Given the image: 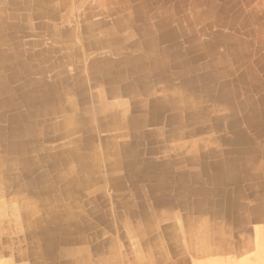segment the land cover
Here are the masks:
<instances>
[{"label": "crops", "instance_id": "0c3cea01", "mask_svg": "<svg viewBox=\"0 0 264 264\" xmlns=\"http://www.w3.org/2000/svg\"><path fill=\"white\" fill-rule=\"evenodd\" d=\"M63 1L0 0V264H264V74L256 72L262 86L249 88L247 73L231 57L225 59V72L224 65L202 67L208 52L202 39L191 32L192 26L171 21L176 40L172 46L182 48L176 53L185 79L171 76L170 90L161 92L167 98L178 95L180 104L156 108L152 87H131L132 75L115 76L109 70L112 63L106 66V60H121L122 39L97 37L96 45L87 46L84 15L95 10L90 0ZM123 1L131 6L111 4L107 14L94 21L103 19L111 26L127 10L137 36L170 30L166 25L159 28L154 20L158 10L153 0ZM213 1L178 0V7L210 13L216 10ZM76 7L81 19L71 25ZM134 8L141 17H135ZM60 11L66 14L63 20ZM142 38L135 58L153 62L152 50L164 52L167 42L162 41L167 40ZM231 38L234 45L240 44L239 38ZM97 61L101 77L96 80L104 83L89 85ZM117 71L124 69L119 66ZM209 71L218 72L216 83L235 85V102L221 97L220 87L207 88L201 80L184 84ZM77 73L87 78V87L72 91L61 85V96H51L47 80L61 77L72 83ZM154 75L148 74L150 83L159 80ZM40 78L47 80L42 84ZM101 86L104 103L117 114L124 110V118L113 123L95 119L91 128L81 126L82 133L70 139L57 134L54 126L64 114H72L71 101L81 98L75 95L91 96ZM44 93L49 97H42ZM133 95L148 102L135 116L140 118L137 125L131 121ZM78 101L79 110L85 111L84 101ZM21 143L24 149H14ZM233 174L240 176L239 190L228 199ZM26 206L35 209L27 211ZM49 227H60L65 243L47 242Z\"/></svg>", "mask_w": 264, "mask_h": 264}, {"label": "bare ground", "instance_id": "6f19581e", "mask_svg": "<svg viewBox=\"0 0 264 264\" xmlns=\"http://www.w3.org/2000/svg\"><path fill=\"white\" fill-rule=\"evenodd\" d=\"M65 2V0L63 1V3ZM74 3V2H73ZM74 5V4H73ZM80 5V4H79ZM81 6V5H80ZM62 8V7H61ZM80 8V7H79ZM127 10H123L122 11V15L117 18V20H115V23L112 24L110 26V24H107L106 22L102 21V20H99V21H94L92 20V16H99L97 12L99 11H95V10H91L88 14V17H90V20L88 23L85 24V27L87 29V33L89 34V40L87 42H90L88 43V47H91V46H94L96 45V41L94 42L93 40H97L96 38L97 37H101L102 39H106V40H113V39H122V49H120L119 51H123L122 53V58L119 62H114L112 60H106L107 62L106 63V66L111 62V68H109V70H111L115 76L117 75H129L131 76L132 75V79H131V82L129 81V86L131 87H137V86H142V87H152V91L153 93L156 94V99L153 100V106H155L156 108H162L163 106H167V105H172V106H178L181 102L180 98L178 95H171L170 98H167L163 93H161L162 91L164 90H170L169 87L173 85L172 82H170L168 79L171 78V76H176V75H180L182 76L184 79H185V76L183 75L184 73V70H183V67H180L178 64L177 65H174V66H170L171 62H174L176 63L175 60V57L178 56V53L176 52H172V49H173V46H172V43L175 42L176 40L175 39V35L173 32H171L170 30L169 31H166V30H163V32H159L157 33V30L155 31V33H148V35L146 36V32H142V35L143 36H137V32L136 31V28L133 27V25L130 24V21L131 19L128 17V13L126 12ZM61 14H59V19H64L65 18V13L61 12ZM87 24L89 25L87 27ZM136 25V24H135ZM49 29V28H48ZM47 29V30H48ZM142 30H145V29H142ZM82 32V30H81ZM47 33V32H46ZM65 34V33H64ZM66 35V34H65ZM68 35V34H67ZM84 35V34H83ZM82 35V36H83ZM50 36V35H49ZM61 36V35H60ZM69 36V35H68ZM81 36V35H80ZM70 37V36H69ZM143 37L142 39H145L144 41L142 42H147V40H152V42H156V41H162V39H165L167 41H162V42H167V45H164V52H166V49L169 51H171L170 53L173 54V56L171 57V59L167 60L166 57H164L165 55L162 54L164 53L162 48L159 49V52L154 48L152 51H153V55L154 57L152 58L153 59V62L149 61L148 63H144L143 61V58L141 57H137L135 58V56L138 54V51L136 49L137 47V42H139V38ZM168 37L170 40H168ZM84 38V37H83ZM66 39V38H65ZM141 39V40H142ZM140 40V41H141ZM114 41V40H113ZM86 42V41H85ZM84 43V42H83ZM148 45V44H146ZM48 46V45H47ZM51 46V45H50ZM86 47V46H85ZM101 47V46H100ZM10 49V48H9ZM76 49V48H75ZM83 49V47H82ZM3 50V49H2ZM78 50V49H77ZM76 50V51H77ZM50 52V51H49ZM193 52V51H192ZM194 53V52H193ZM191 53V54H193ZM254 51H250L248 54L250 57L254 56ZM74 54V53H73ZM83 54V53H82ZM162 54V55H161ZM65 55V53H64ZM162 57H161V56ZM175 55V56H174ZM71 57V56H69ZM195 57V55L193 56ZM75 58V57H74ZM143 60V61H142ZM151 60V59H150ZM212 61H210L209 63H212ZM60 61L57 62V66L60 67V69L64 72H67V69H66V66L64 67H61L59 65ZM67 63V62H66ZM96 63L95 65H93L94 69H95V72L97 74H93V76L91 77V81H90V84H103L104 83V79H103V82L101 80H96L99 76H100V71H101V68L97 66L98 64V61L97 62H94ZM56 64V63H55ZM102 64V63H100ZM203 64V63H202ZM78 65V64H77ZM121 66L124 71L123 73L117 71L118 67ZM52 67V66H51ZM53 68V67H52ZM74 68V67H73ZM107 69V68H106ZM249 69V68H248ZM60 70V72H61ZM223 72L224 71V68L222 69ZM1 72V71H0ZM62 73V72H61ZM81 73V72H80ZM151 73V74H155L157 77H158V81L157 82H154V83H150V80H148V74ZM215 73L217 74L218 72L216 71H209L205 74H200V77H196V76H193V78H187V79H192V81H187L185 80L184 81V84L185 85H193L194 83H197L195 82L196 79L201 80L200 84L205 86L208 88V87H214V86H217V87H220V89L223 91L222 94L220 95L221 97L229 100L230 102H235L236 98H234L235 96V93L232 92V87L235 86L234 84L232 85L231 82H224V83H216L215 82ZM154 75V76H155ZM101 77V76H100ZM78 78H80L78 80ZM82 77V74H75L74 78H73V81L72 83L70 82H67L65 79L61 78V77H58L57 79L55 80H52L53 82H49V80L45 79V78H40L38 81H41V83L43 84L45 80H47V85L48 87L51 89L52 93H51V96H55L59 95L58 96H61V85H65L67 86L68 88H70V90H74L76 91L77 89H80V87H83V86H86L88 85V82L86 81L87 78H83ZM37 79V78H36ZM45 79V80H44ZM179 79V78H178ZM217 79V78H216ZM34 80L31 79L29 80V83L32 84L34 83L33 82ZM37 81V82H38ZM107 81V80H106ZM180 81V80H179ZM182 81V80H181ZM36 82V83H37ZM180 83V82H179ZM29 84V85H30ZM175 84V83H174ZM9 85V84H8ZM20 85V84H18ZM28 85V86H29ZM46 85V84H45ZM96 85V86H97ZM175 87V86H174ZM15 88V87H14ZM102 86L96 90L95 94H92L91 96H85V94L81 93V92H78L75 96H79L81 97L80 99H82L84 101V103L86 104V108H85V111H80L79 108H78V104L77 102H79L78 100L80 99H74V101L72 100L71 101V108H72V114L71 115H67V114H64L63 118H62V122H57V125L54 126L55 129H56V133L57 134H63V136H65V138H71L73 137L74 135H78L77 133L78 132H81L79 128H81V126H87L88 128H91L92 127V123L95 119H98V118H106L110 121H119L121 119H123L124 115H123V112L124 110H122L120 112V114L116 113L115 109L111 106L106 105V103H104V97H103V94L101 93L102 91ZM172 88V87H171ZM176 88V87H175ZM6 89V87H5ZM91 89V88H90ZM21 90V89H20ZM17 91V90H16ZM226 91V92H225ZM9 92V91H8ZM14 92V91H13ZM12 93V92H11ZM73 93V92H72ZM137 93V92H135ZM145 93V92H144ZM42 94L39 93V95ZM71 94V93H70ZM154 94V95H155ZM177 94V93H176ZM180 94V93H179ZM199 94V93H198ZM10 95V94H9ZM17 95V94H16ZM28 95H30L32 98L31 100L34 101L35 100V95H33L31 92L28 93ZM68 95V94H67ZM191 95V94H190ZM188 95V96H190ZM234 95V96H233ZM193 96V95H192ZM10 97V96H9ZM14 97V96H13ZM12 97V98H13ZM45 99L49 97V94L47 93H44L43 96ZM197 98V97H196ZM195 98V99H196ZM10 99V98H9ZM117 99V98H116ZM186 99V98H185ZM199 99V98H197ZM201 99V98H200ZM238 99V98H237ZM20 100V99H19ZM130 101H134V112H135V115H132L131 116V121L137 125V123L139 122L138 120H140L139 117H135L138 113H141L143 112V109L146 107V102L144 101V99H142L141 97L139 96H136V95H133L131 99H129ZM10 101V100H9ZM184 101V100H183ZM187 101V100H185ZM195 101V100H194ZM201 102V101H199ZM37 103V101H36ZM97 104V107H93L91 106V104ZM183 104V103H182ZM243 104L245 105H251V104H248V103H245L243 101ZM62 105V104H61ZM122 105V104H121ZM130 105V104H129ZM132 105V104H131ZM199 105V104H198ZM16 106V105H15ZM183 106V105H182ZM185 106V105H184ZM196 106V105H195ZM202 106V105H201ZM13 107V105H12ZM19 107V106H18ZM16 107V109L18 108ZM155 107H152V108H155ZM187 107V106H186ZM14 108V107H13ZM169 108V106H168ZM197 108V107H196ZM246 108V107H245ZM8 109V108H7ZM15 109V108H14ZM21 109V108H20ZM128 109V108H127ZM172 109V108H171ZM184 109V108H183ZM19 110V109H18ZM117 110V109H116ZM149 110V109H148ZM159 111V109H157ZM241 110V109H240ZM251 111V109H249ZM4 111V110H3ZM8 111V110H6ZM11 111V110H10ZM17 111V110H16ZM59 112H62L63 113V110L62 109H58ZM211 111V110H210ZM235 111V109H234ZM253 111V110H252ZM25 112V111H24ZM23 112V114H24ZM183 112V110H182ZM198 112V111H197ZM196 112V113H197ZM203 112V111H202ZM237 112V111H236ZM65 113V112H64ZM82 113L84 114V116H82ZM125 113V112H124ZM195 113V114H196ZM154 114V113H153ZM203 114V113H202ZM152 115V114H151ZM175 115V114H174ZM20 116V115H19ZM155 116H158V114L156 113ZM187 116V115H186ZM185 116V118H186ZM5 117V116H4ZM194 117V116H193ZM192 117V118H193ZM205 117V116H204ZM223 117V116H221ZM225 117V116H224ZM251 117V116H250ZM249 117V118H250ZM19 118H22V117H19ZM161 118V116H160ZM176 118V117H175ZM197 118V117H195ZM226 118V117H225ZM252 118V117H251ZM3 119V118H2ZM116 119V120H115ZM159 119V118H158ZM223 119V118H222ZM186 120V119H185ZM197 120V119H196ZM105 121V120H104ZM113 121L111 123H113ZM127 121V120H126ZM195 121V120H194ZM2 122H5V121H2ZM22 122V121H21ZM181 122V121H179ZM196 122V121H195ZM203 122V121H202ZM19 123V122H18ZM96 124V122H95ZM24 126V125H23ZM97 126V125H96ZM20 127V126H19ZM105 127V126H104ZM139 127V126H138ZM177 127V125H176ZM179 127V126H178ZM16 128V127H15ZM5 129V128H4ZM183 129V128H182ZM17 130V129H16ZM94 130V129H92ZM145 130V129H144ZM179 130V129H178ZM1 131V130H0ZM42 131V130H40ZM86 132V131H85ZM156 132V131H155ZM27 133V131H26ZM82 133V132H81ZM97 133V132H96ZM104 133V132H103ZM149 133V132H148ZM28 134V133H27ZM40 134V133H39ZM23 135V134H22ZM81 135V134H80ZM18 136V135H17ZM84 136V135H83ZM113 136V135H112ZM84 138V137H83ZM82 139V138H81ZM86 139V138H85ZM70 141V140H69ZM108 141V140H106ZM3 142V141H2ZM53 142V141H52ZM80 142V141H79ZM78 142V143H79ZM202 142V141H201ZM73 143V142H72ZM74 144V143H73ZM81 144V143H80ZM204 144V143H203ZM104 145V144H103ZM201 145V144H200ZM202 146V145H201ZM14 149H24L26 147V144L25 143H21V144H14L13 145ZM68 147V146H67ZM74 147V146H73ZM72 147V148H73ZM106 147V146H105ZM204 147V146H203ZM69 148V147H68ZM101 150V149H100ZM189 151V150H188ZM29 153V152H28ZM179 153V152H178ZM177 153V154H178ZM184 153V152H183ZM96 154V153H94ZM195 154V153H194ZM176 155V154H175ZM179 155V154H178ZM60 156V155H59ZM99 157V156H98ZM116 159V158H115ZM200 159V158H199ZM238 159H240L238 157ZM132 160V159H131ZM205 161V160H203ZM217 161V160H216ZM208 162V160H207ZM204 164V163H202ZM112 165V164H111ZM130 165V164H129ZM208 165V163H207ZM219 165V163L217 164ZM219 167V166H218ZM201 168V167H200ZM211 168V167H210ZM223 168V167H222ZM208 169V168H207ZM214 169V168H213ZM112 170V169H111ZM201 170V169H200ZM199 170V171H200ZM202 171V170H201ZM220 175V174H219ZM225 176V175H224ZM231 177V175H230ZM4 178V177H3ZM212 178V177H211ZM210 179V178H209ZM208 179V180H209ZM232 182H233V189L230 190V192L227 194V198L228 199H231L233 198L236 193L238 192L239 188L237 187V185L239 184V180H240V176H237L236 174H233L232 176ZM220 182H223L222 179H219ZM230 181V180H229ZM200 182V181H199ZM4 183V182H3ZM16 184H18V182L16 181L15 182ZM223 184V183H221ZM215 185V184H214ZM195 187V186H194ZM205 187V186H204ZM199 188V187H198ZM206 188V187H205ZM212 188V187H211ZM196 189V187H195ZM197 190V189H196ZM201 190V189H200ZM193 191V190H192ZM197 192V191H196ZM199 192V190H198ZM206 192V191H204ZM223 190H219V193H222ZM200 193V192H199ZM208 193V192H207ZM206 193V194H207ZM195 194V193H194ZM213 194V193H212ZM201 195V194H200ZM3 197V196H2ZM1 197V198H2ZM1 198H0V203H1ZM185 198V197H184ZM187 198V197H186ZM221 199V198H220ZM182 200V199H181ZM3 203V202H2ZM185 203V202H184ZM204 203H205V200H204ZM203 203V204H204ZM5 204V203H3ZM202 204V206H203ZM2 206V204H0ZM182 206V205H181ZM191 207V205H189ZM200 206V205H199ZM19 207V206H18ZM26 207H29L27 209V211H33L35 209L34 206H26ZM201 207V206H200ZM217 207V206H216ZM15 205L13 206V211L15 213H18L17 209H15ZM200 209V208H199ZM202 209V208H201ZM206 211V210H205ZM224 211V210H223ZM208 213V212H207ZM211 214V213H210ZM71 218V217H69ZM69 221L71 219H68ZM188 220V219H186ZM198 220V219H197ZM202 220V219H201ZM73 221V220H71ZM189 223V222H188ZM138 228V227H137ZM181 228V227H180ZM48 233L51 234V236H48L47 238V242L48 240L54 245L55 242H56V246L59 245L62 242L65 243V241L67 240V238H64V237H60L61 234H59V231H60V227L57 228V230L54 228V227H49L48 228ZM181 230V229H180ZM187 230V229H186ZM55 231H58L57 233ZM146 232V231H145ZM182 233V232H181ZM186 233V231H185ZM208 232H206L207 234ZM59 234V235H58ZM205 234V235H206ZM142 235V234H141ZM193 235V234H192ZM186 236V235H185ZM135 237V236H134ZM209 237V236H208ZM191 238V237H190ZM209 239V238H208ZM216 239V238H215ZM69 240V239H68ZM187 240V239H186ZM191 240V239H190ZM190 240L189 243H190ZM195 241V239H194ZM208 241V240H207ZM210 242V241H209ZM262 242V241H261ZM187 243V241H186ZM188 244V243H187ZM140 245V244H139ZM208 245V244H206ZM210 245V243H209ZM189 246V245H188ZM156 247V246H154ZM202 247V246H201ZM209 249V248H208ZM205 251V249L203 250ZM120 252V251H119ZM118 252V253H119ZM154 252V250H153ZM209 252V251H208ZM121 253H119L120 255ZM138 254V253H137ZM157 254V253H156ZM76 256V255H74ZM139 259V257H138ZM144 260V259H143ZM156 261V260H155ZM152 262V261H151ZM223 262V261H222ZM89 263V262H88ZM230 264V263H229ZM235 264V263H234ZM238 264V263H237Z\"/></svg>", "mask_w": 264, "mask_h": 264}, {"label": "rangeland", "instance_id": "374dc122", "mask_svg": "<svg viewBox=\"0 0 264 264\" xmlns=\"http://www.w3.org/2000/svg\"><path fill=\"white\" fill-rule=\"evenodd\" d=\"M213 2L217 5L216 10L207 13L204 11H184L178 7V0H153L155 10H158L154 13V20L158 23L159 28L165 25L169 27L171 21L175 24L183 22L187 27L192 26L191 32L196 33L202 39V46L208 49V52L202 56L205 60L202 67H220L224 65L225 59L231 57L234 62H237L239 70L247 73L245 85L249 88H259L263 82L261 76L256 72L264 74V0H215ZM111 4H120L118 6L121 7L131 6L123 0H90V7L99 11L97 13L100 14V17L107 14ZM79 7L83 12L84 6ZM77 9L76 7L71 14L73 17L71 25L81 19L77 17ZM134 11H138L133 13L135 17H141L142 13L138 9L134 8ZM88 13L89 11L84 15H87L85 24L91 21ZM95 17L97 16H92L91 19L94 20ZM102 21L104 20L102 19ZM170 30L171 32L174 31L172 28ZM232 36L237 40L240 39V44L234 45ZM184 43V47H187L188 41H184ZM173 45L172 52H176L180 45ZM219 45L223 46L222 51H218ZM250 51L255 52L254 56H249ZM172 56L173 54L168 53L166 59L169 60ZM211 59L214 60V63H211V66L205 65ZM174 61L176 63L171 62L170 66L178 64L181 67L182 60L178 61L176 56ZM222 67L226 68V64ZM249 119L252 120L251 117ZM254 224L251 222V227ZM14 235L17 233L11 234V237ZM246 264H259V262L249 261Z\"/></svg>", "mask_w": 264, "mask_h": 264}]
</instances>
